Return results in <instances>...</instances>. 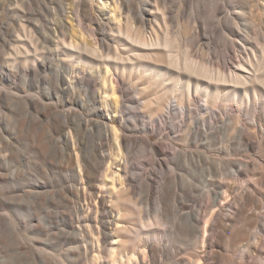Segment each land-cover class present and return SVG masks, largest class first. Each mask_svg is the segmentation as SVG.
Instances as JSON below:
<instances>
[{"label":"rangeland","instance_id":"374dc122","mask_svg":"<svg viewBox=\"0 0 264 264\" xmlns=\"http://www.w3.org/2000/svg\"><path fill=\"white\" fill-rule=\"evenodd\" d=\"M24 1L27 9L14 4L11 6L12 11L0 12V264H79V253H82L79 246H85L84 241H88L81 233L86 224L87 202L90 199L86 201L85 196L89 197V193L78 178V150H73V146L67 148L61 137L62 124L66 120L71 121L74 134V126L82 114L94 126L106 118L109 122L106 127L110 129L115 112L111 108L109 111L105 107L104 111L102 109L99 94L100 71L103 69L101 63L87 57L85 61L75 63V66L82 68L80 72L72 71L74 64L69 56L57 52L56 39L52 35L54 29L50 28L49 22L58 18L61 22L70 23L72 14L70 6L67 8L66 4L79 0ZM85 1L87 6L76 7L75 25L78 22L79 26V21L82 22L86 38L90 36V30L95 31L97 35L88 38L93 42L105 38V35L110 38L107 25L115 28V21L110 19L111 7L108 6L111 0ZM131 1L136 7L142 8L152 9L155 4L168 6V23L172 33L169 32L172 38L177 39L179 48L176 47V50L178 48L180 57L184 56L182 52L187 53L189 50L196 61L209 64L215 72H219L224 64H229L230 69L237 68L238 56H242L245 62L249 54L260 50L264 44V23L258 26L256 19L261 14L259 10L262 8L261 11H264V0H187L186 3H181L182 0ZM99 2H107V7L101 9ZM61 4L65 7L64 15L59 11ZM216 7L220 8L219 15L214 14L213 9ZM91 13L96 19L81 21L82 14ZM250 16L256 17L257 22H253ZM194 17L199 19L202 29L198 36ZM22 22L33 29L36 42L42 47V57H38L36 62L24 64L20 60L9 61L16 53L17 35ZM147 32L151 33V29L148 28ZM65 33L68 38H72L71 27L67 26ZM109 42L114 46L113 39ZM43 62H52V71L43 67ZM131 62L124 73L123 67L121 72L112 70V77L120 82L124 91L116 120L123 134L135 138L127 150L123 149L129 162L128 173L123 174H128L131 197V203L125 209H129L132 214L126 220L132 228V236H140L139 232L145 227L140 224V217L146 222L153 220V231L142 234V238L164 246V252L159 255L157 262L152 260L149 249L146 255L138 256V261L146 264H191L190 254L196 253L202 257L198 264H264V121H256L255 118V114H264V88L252 91L251 96L260 103L258 107L253 105L248 110H242L241 121L237 123L234 118L240 113L238 105L232 103V106H228L223 104V100L212 109L203 98L190 101L186 97L184 104L187 108L190 106L188 111L168 105L160 113L151 110L157 107L159 100L156 101V95L161 96L164 89L163 93L167 91L168 85L172 86V81L179 77L177 72L166 65L161 57L140 61L138 65ZM64 63H67V72L62 70ZM142 67L157 70L159 77L166 79V87L154 86V90L151 89L153 93L151 90L143 93L141 88L146 84L140 78ZM57 70H62L64 79L77 86L76 97L73 98V93L64 90V80L56 73ZM89 71V74L86 73ZM94 72L99 74H94L90 80ZM135 80L141 85H136ZM88 82L94 85L96 100L87 87ZM155 87H160L159 93ZM139 93H143L144 99ZM168 95L174 104V96ZM241 95H245V92L242 91ZM32 97H36L39 103L29 104ZM146 98L152 99L153 108L143 107ZM236 125L239 129L244 128L251 139L243 141L242 131L235 130ZM80 139V158L85 156V151H91L92 141H100L97 133L87 138L81 136ZM153 145L161 147L156 158L150 153ZM107 165L109 161L104 163V169ZM112 166L119 168L117 165ZM229 186L233 191L231 196L224 193ZM248 187L254 197L250 199L245 214L247 216L254 212L258 224L246 227L239 240L241 248L235 254L224 249L214 260L215 247L209 244L208 239H215L213 236L220 216L217 214L212 217L209 213L208 197L210 193L212 197L227 194L225 199L219 197L217 209L226 205L225 211L229 212L233 209V196ZM95 195L98 199L103 198L104 206H99L96 213L95 204L92 205V218L97 217L98 223H113L109 225L107 247L113 243L111 229L116 226L117 211L111 207L109 192H97ZM189 207L204 214L206 212L199 227L200 232L186 234L176 230L177 223L188 226L180 215ZM76 209H80L79 215ZM244 215L237 217L230 228L241 227L245 222ZM99 231L103 239L102 226L96 232ZM261 238L263 241L257 242ZM248 246L251 247L250 257L245 258ZM19 247L24 251L28 248V253L22 251L25 257ZM45 256L49 261H46ZM233 259L235 263L231 262Z\"/></svg>","mask_w":264,"mask_h":264},{"label":"bare ground","instance_id":"6f19581e","mask_svg":"<svg viewBox=\"0 0 264 264\" xmlns=\"http://www.w3.org/2000/svg\"><path fill=\"white\" fill-rule=\"evenodd\" d=\"M186 2L187 0H182L181 3ZM14 4H16V7L26 8L24 0H0V12L12 11L11 9L13 8L11 6ZM87 5L88 3L85 0H79V2L73 3L68 2L66 6L67 8L70 6L69 10L72 14V18L69 19L70 23L64 22L63 20L61 22V19L58 18L54 21L49 22L50 28L54 29L52 35L56 39L57 52L64 53L65 55L69 56V60L74 64V66L72 67V71L80 72L79 70H82V68L75 66V63L85 61V58L87 57L98 60L99 63H101L103 69H101L102 67H100L101 83L99 94H101L100 99H102V109L104 111L105 107L108 108L109 111V109L111 108L115 112V116L112 117L113 122L110 129L106 127V125L109 123L107 122L106 118L103 121L98 122V124L94 126L91 125L90 120L82 114L78 117V123L74 126V134L71 128L73 127L71 126V121L66 120V122L62 124L63 134L61 137L63 138L65 144L67 145V148L69 149L71 148V146H73V150H78L79 152V147L82 142L80 139L81 136L83 138H87L97 133L100 137V141L91 142V151H85V153H83L85 154L83 158H80L78 152L76 153L77 163L79 166L78 178L81 180V183L83 185L82 187L87 191V193H89V197L85 196L86 201L90 199L87 202L88 211L86 213V224L83 228L84 232L82 231L81 233L83 236L87 237L88 241H84L85 246L80 247L78 245L79 249L82 250V253H79L78 262L79 264H146L144 261H138V256L141 254L143 256L146 255L147 249H149L152 260L157 262L159 260V255L164 252V246L161 243H154L149 239L142 238V234L147 235L153 231L151 226L154 224V221L150 219L146 222L143 217H140V224H142V226L145 225V227L142 229V232H139L141 236L140 237L139 235H131L133 231L126 220L130 219L132 217V214H130L129 209H125L126 205L128 203H131V197H129V186L127 183L128 174L125 176V174L128 173L129 170V162L127 156H125L124 154L125 152L123 153V151L128 149L135 138H130L127 135L123 134L116 120L117 114L119 113L120 98L124 97V91L120 86V82L112 77V70L114 69L121 72V67H123L122 71L124 73V69L126 71V67L128 68V64L130 61H132L131 63H133L134 65H138L141 63L140 61L161 57L167 63L166 65L177 72V75L179 77L175 81H172V86H167V91L165 92L166 94L163 93L165 89L164 91L162 89V97L155 94L157 90L155 89L154 94L156 95V101L159 100L156 103V109L152 107V99L148 100L147 98L146 100H143V107H152L153 109L151 110H156L157 112L161 113L165 109V106L167 107L168 105H176V107L182 109V111H184L185 109L188 111L190 106L188 105L189 107L187 108V106L184 104L186 97H188L190 101L198 98H203L207 106L215 109V107L220 105V103L222 102L221 100H223V104H226L228 106H232V103L238 105L240 113L234 118L235 123H237L241 121L242 110H248L253 105L255 107H258V104L260 103L258 102V100H254L251 95L252 91H258V89L260 90V88H264V44L261 46L260 50H255L252 55L249 54L247 57L248 60H246L245 62L243 61L242 56H238L240 58L237 62L239 64L237 68L230 69L231 67L229 64H224L221 66L219 63V65L221 66L219 68L220 70H218L219 72H215L208 66L209 64L207 65L206 63L200 61L199 63L198 60L196 61L195 58L191 56L189 50V53H186V51L182 52L184 55L183 58L185 57L184 59L180 57L178 53L179 47L176 44L177 39L171 37L172 32L168 23V16L170 15L168 6L164 5L163 7H161L159 4H155V6L151 9L136 7V5L131 0L123 2L120 0H111L108 6L111 7L109 11L111 13L110 19L115 21V28H112V25H107V30L110 32V38L108 35H105V38L93 42L88 38L97 35V33L90 30L91 34L86 38L85 34L82 31V22L79 21V26L78 22L76 23V25L74 23V17L77 16V8L79 9V7ZM98 5L101 9H104L105 7H107V2H99ZM257 5L258 4H256V6ZM219 9V7L213 9L215 15L220 14ZM54 10L56 11V9ZM261 10H259L261 14L257 11L259 13V15L257 14V18H253L251 16L249 17L255 23L257 22L255 21L257 19L258 26H262L264 23L263 16L261 17V15H264V11L262 12ZM59 11L64 15L65 7L63 4L59 5ZM252 16H256V14ZM194 18V21L197 24V30L199 32L197 33L198 36L201 34L202 29L200 27L199 19L196 17ZM89 19L94 20L96 19V16L92 13L82 14L81 21ZM260 21L263 22L261 23ZM150 24H152L151 27H147ZM53 25H56V27H53ZM67 26L69 28L71 27L73 30L72 38H68V34L65 33V30H67ZM148 28L151 29V33L149 34L147 32ZM0 29L2 31L1 26ZM164 30H166V32ZM112 39L114 41V46H111L109 42ZM17 40L16 53L9 61L16 62L17 60H20L22 61V63L27 64L30 61L36 62L38 60V57H42L43 53H41L40 51L42 47L36 42L37 37L33 33V29L31 30V28H29V26L25 22H22L20 24ZM210 40L211 38L209 39V41ZM262 40L264 42V35H262ZM98 43H100V46H98ZM176 47H178V51L176 50ZM113 48L115 49V52L113 53L117 52L116 55L111 53V50ZM184 53H186L187 55ZM41 65L50 69L51 71L53 69L52 62H43ZM248 65L251 66V68ZM66 67L67 63H64L62 70L65 69V72H67ZM142 68V72L140 71V78L145 82L144 84H146V86H144L143 84V88L140 87L143 93L151 89L154 90V86H161L162 88L166 87L164 86L166 85V82H164L166 81V79H161L159 77L160 74L157 72V70L153 69L152 67ZM62 70H57L56 73L64 80V90L67 93H73L74 98L77 95V86L69 83L66 79H64ZM83 71L85 72V70ZM248 71H250L251 73L247 74L246 72ZM86 73L89 74L90 71ZM94 74L97 75L99 74V72H94L91 75L90 80L94 78ZM184 78L186 79L183 80ZM78 81L82 85V80L79 79ZM134 83L139 86L141 85V83L137 84L138 80H135ZM87 87L92 91L93 99L96 100L97 96L93 90L94 85L88 82ZM135 88H137V86ZM241 88H243V90ZM159 89L160 87L158 88V93ZM193 89L196 92L195 96L193 94ZM242 91L245 92V95L243 96L241 95ZM168 94H172L174 96V104L171 102V96H169ZM146 97H148V95H146ZM157 97L161 98L158 99ZM148 98H152V96H149ZM153 102H155V100ZM28 103L34 105L39 102L36 97H32L29 99ZM255 118L256 121H264V114H255ZM183 123L185 122L183 121ZM235 130L242 131L241 139L243 141L251 139L248 133L245 132L244 128L239 129L236 125ZM106 146L108 147L105 148ZM101 147L103 148V151L100 152L99 149ZM88 149L90 150V148ZM107 151H109V153L105 154V152ZM160 151L161 147L158 145H153L152 147H150V153L153 158H156L159 155ZM108 161L109 165H107V167L104 169V163ZM112 165H117L119 168L115 169ZM101 172L102 174L100 175ZM124 172L125 174H123ZM106 187L107 189H105ZM231 188L232 187L229 186L224 193H227L228 196H231L233 194ZM97 192H109L110 201L112 203L111 207H113L114 210L117 211L116 226L111 229L113 234V243H111L107 247L105 246V244L108 236V231L110 229L109 225L113 223L110 222L109 225L104 221H99L98 223L97 217H95V219L92 218V205L95 204L96 213H98L99 211V206H104L103 198L98 199V197H96L95 194ZM224 193H221L222 196L219 195L217 197H212V193H210V196L208 197L209 200L207 199L208 210H210L209 213L212 215V217L217 214L220 216L217 219L218 225L215 230V236H213L215 239H208L209 244L215 247L213 250L214 260L217 257V254L222 253L224 249L235 254L236 251L241 248L239 245V240L241 235L243 236V231H245L246 227L258 224L254 212L251 215L247 216L245 214L250 199L254 197V194L250 191L249 187L233 196V209L229 212L225 211L226 205H223V207L217 209L219 204V197H223V199H225L227 196V194L226 196H224ZM228 203H230V201ZM79 212L80 209H76L77 215H79ZM205 214L190 207L187 208V210L182 215H180V217L185 220L188 226H180V224L176 222V230L186 234L200 232L199 227L206 216ZM72 215L74 216V214ZM243 215L245 219L244 224L241 227L234 226L233 228H230V224L235 223L237 221V217ZM96 223H98V226H95ZM100 226H102L103 229V239L100 238L102 232H96L97 229L99 230ZM205 228L207 230L208 226ZM261 240L263 241V238L258 239L257 242H261ZM19 242V245L21 246V241ZM31 246H33V244ZM26 250L24 251L23 248L20 250L23 257H25L23 253L26 252ZM28 252L29 251H27L26 253ZM250 252L251 247L248 246L244 257H250ZM20 255L21 254L19 253V256ZM80 255H82V258H80ZM190 256L191 264H198L202 260V257H200L196 253H191ZM36 258H41V256H37ZM45 258H47L46 261H49L48 257L45 256ZM83 258L85 259L83 260ZM231 262L235 263V260L233 259Z\"/></svg>","mask_w":264,"mask_h":264}]
</instances>
